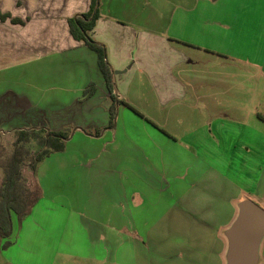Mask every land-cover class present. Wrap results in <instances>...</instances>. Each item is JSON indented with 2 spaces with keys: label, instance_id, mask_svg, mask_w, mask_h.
<instances>
[{
  "label": "crops",
  "instance_id": "crops-1",
  "mask_svg": "<svg viewBox=\"0 0 264 264\" xmlns=\"http://www.w3.org/2000/svg\"><path fill=\"white\" fill-rule=\"evenodd\" d=\"M159 2L175 4L173 16L166 19L164 29L153 28L156 21L154 26L151 23L157 19V13H163L155 7ZM90 3L91 0H0V13L7 15L0 19V82L16 83L20 87L11 89L14 98L11 106L26 114L25 125H30L29 128L69 133L64 151L51 153L37 165L35 182L41 196L29 215L38 211L39 224L51 229L55 224L54 207H47L43 213L46 207L39 203H45L46 197L53 202L57 194L68 193L71 205L66 209L67 220L72 225L69 226L76 227L78 235L88 244L82 252L67 254L92 258L94 247L96 260L102 262L114 253L109 244L141 240L140 217L131 212L129 219L120 201L126 194H132L133 204L139 206L155 195L164 201L165 208L148 236L155 246L171 240L162 258L183 262L184 230L177 233L175 226L184 227V216L185 220L189 214L206 226L214 225L196 212L208 209L206 205L215 200L236 203L247 197L238 192L226 197L219 192L235 187L231 178L224 180L214 173L207 176L198 169L193 177L184 176V157L176 150L178 141L184 145V133L178 137L163 119L142 113V107L130 103L129 88L134 80L139 81V75L150 83L158 107H164L166 112L176 106L184 109L190 97L186 88L192 86L191 79L185 76V64L198 62L188 56V49L213 56L214 65L220 60H238L247 68L245 78L264 83V0H99V17L90 36L105 46L112 68L117 117L114 125L109 124L113 101L99 69L97 54L82 41L75 40L69 31L68 18L87 12ZM142 10L146 13L143 25L138 22L143 20ZM184 13H191L190 30L195 32L190 41L187 39L189 43H184L187 34ZM91 82L94 92L83 98L82 93ZM128 113L134 114L140 123L119 124L118 116ZM35 115L43 116L39 127ZM259 120L262 125L251 126L248 131L237 125L234 151L240 148L246 154L252 147L264 150V115ZM69 121L75 126L72 133ZM178 124L184 127L183 123ZM258 129L263 131L261 138L249 133ZM128 131L133 132L131 137L137 143L126 142V154L119 136L123 139ZM125 137L131 139L127 134ZM108 146L111 150L104 151ZM104 208L110 211V220L115 225L110 220L101 222L99 212ZM114 211L118 213L113 214ZM175 235L182 236L181 244L174 243ZM10 237L9 245L13 243ZM4 241L1 240V245ZM257 264H264V237Z\"/></svg>",
  "mask_w": 264,
  "mask_h": 264
},
{
  "label": "rangeland",
  "instance_id": "rangeland-1",
  "mask_svg": "<svg viewBox=\"0 0 264 264\" xmlns=\"http://www.w3.org/2000/svg\"><path fill=\"white\" fill-rule=\"evenodd\" d=\"M174 6V3L163 5L160 2L155 5L158 10L161 8L163 13H157V19L151 21L153 26L156 21L153 28L164 29L163 27H167V24L163 25L167 18L169 20L172 18L175 10ZM141 8H146V6ZM141 12L144 17L142 16L141 19L143 20L138 22L143 25L144 20H146V13L143 10ZM190 20L191 13H184V30L187 31V34H184V37H186L184 43H187L189 38L193 37V34L195 35V32L190 30L192 27ZM188 50H190L186 52L188 56L195 57L198 62L196 65L185 64V76L191 79L192 86L186 88L187 92H190V97L184 109L176 106L166 112L164 107H158V101L154 97L150 83L139 75V81L134 80L129 88V101L139 106V108L142 107V111H144L142 113L145 115H154L156 118L163 119L170 128L174 129L172 133L178 137L184 133V145L178 141L179 143L176 146V150L182 153L184 157V176L188 175L191 178L193 172L198 169L201 172H206L207 176L214 173L215 176L224 180L231 178L234 180L235 187L219 189V192L225 193L224 196L226 197L233 196L237 192L244 193L247 198L264 209V150L260 147H252V151L245 154L240 148H237V151H234L233 148L234 130L237 125L242 126L243 130L247 131L251 126L262 125L259 117L264 115V83L259 80L256 83L254 82L255 79L245 78L247 68L238 60H220L219 64L214 65L216 59L213 56L194 49ZM7 76H10L8 77L10 79L12 78V75ZM141 87L142 90H140ZM11 89L19 90L20 87L16 83L0 82V133L5 138L10 136L9 134L13 129H17L13 128L16 125L25 128L30 127V125H25L27 123L25 120L26 114H20L21 112L19 113L18 109L11 106V103L14 102V98L11 97ZM191 93L197 94L198 97L195 98ZM256 105L258 108H255ZM160 108L163 111H158ZM149 111H154V114ZM33 117L37 118L38 121L43 118V116L37 115ZM118 118L119 124L123 123L127 126L128 124L140 123L132 113L123 114L122 117L119 115ZM39 122L40 124H36L37 127L42 125L41 121ZM116 122L117 117L115 114L112 125ZM180 122L184 124V127L178 124ZM68 123H70L68 124L70 133L74 132L75 126L71 124V121ZM258 130L249 133L261 138L260 134L263 131ZM125 133L130 137L133 134L132 131ZM126 134L123 135V139L120 135L119 140L124 142L125 153L127 154L125 143L133 142L136 144L137 142L132 137L127 139ZM31 145L34 151L38 150L34 142ZM129 146L131 147V145ZM106 150H111L110 146L105 147L104 151ZM194 168L195 170H193ZM35 176L36 172L34 176L28 175L32 182L36 180ZM57 196L56 199L52 200L53 202L47 201L49 198L46 197L45 203H39V206L43 204L46 207L43 208V213L47 211V207H54L55 224L51 229L44 227L41 223L39 224L41 216L38 211L34 215H29V213L21 221L13 217L12 233L10 235V240L13 243L4 248L0 239V264H178V262L184 264V260L183 262L172 259L167 261L162 258L164 249L171 243V240L157 243L155 246V241L148 236V232L153 230L152 225L157 217L164 212L165 203L160 200V197L151 196V199L148 198L144 203L136 206L133 204L132 194L125 195V198L120 201L124 203L125 214H128L130 219L132 218V212L133 215L135 214L136 217L141 219L140 243L136 239H130L127 241L128 243H119L116 246L109 244V249L114 248V253L110 254L107 261L99 262L95 258L98 256H96L94 247L92 249L94 258L67 254V252L72 253L77 250L82 252L84 246L88 243L83 236L78 235L77 228H72L71 222L67 220L68 213L66 209H69L71 205L69 194L63 191L61 195L57 194ZM237 203L215 200V203L206 205L208 209L196 212L215 224L210 226H206V224L200 226L196 224L187 225L188 237L196 240L199 236H203L208 239V242L203 246V248L205 247L203 252H200L201 245L198 240L189 246L190 253L187 254L189 261H192L193 264H226L227 239L223 231L235 218L238 209ZM60 205L64 208L60 209ZM109 213L110 211L107 208L99 212V215H102L101 222L105 223L106 220H110ZM117 213L116 211L113 212V214ZM65 220L68 222L66 223ZM110 222L114 224V220H110ZM184 227H186V224H184ZM184 227L177 225L175 230L180 233L179 229L184 230ZM126 230L129 231L130 228H126ZM129 234L134 237L132 233ZM173 239L174 243L176 241L178 244L183 241L182 236L178 235L173 236ZM215 239L216 242L218 240L216 244ZM209 244L213 247V251L207 252Z\"/></svg>",
  "mask_w": 264,
  "mask_h": 264
},
{
  "label": "trees",
  "instance_id": "trees-1",
  "mask_svg": "<svg viewBox=\"0 0 264 264\" xmlns=\"http://www.w3.org/2000/svg\"><path fill=\"white\" fill-rule=\"evenodd\" d=\"M98 5L99 0H91L89 10L68 18V25L72 37L75 40L82 41L97 54L99 69L103 74L104 81L113 101V104L109 108V124L112 125L116 111L115 98L112 94V68L106 58L105 46L90 36L99 17ZM6 17V14L0 13V19L3 20ZM12 21L15 22L13 19ZM94 89V83H89L84 89L82 97L90 96L94 92ZM120 103L134 109L124 101H120ZM9 135V137L5 138L0 133V239H5L2 247L10 244L7 238L12 233L13 217L21 221L30 213L32 207L41 196L39 186L34 180L32 182L28 175L34 176L37 165L51 153L65 149V140L68 138L69 133L31 127L13 129ZM32 142L37 145L38 150L34 151L32 149ZM27 172L29 173L28 175ZM184 224H186V227H184V264H193L192 261L187 259L189 258L187 254L190 253L189 246L198 240V243L201 245L200 252H203L205 249L203 246L208 242V239H205L203 236H199L196 240L188 237L187 225H203L196 220V217L194 218L188 214L185 220L184 216ZM217 242L215 239V244ZM210 247L209 244L207 252L213 251V247Z\"/></svg>",
  "mask_w": 264,
  "mask_h": 264
},
{
  "label": "water",
  "instance_id": "water-1",
  "mask_svg": "<svg viewBox=\"0 0 264 264\" xmlns=\"http://www.w3.org/2000/svg\"><path fill=\"white\" fill-rule=\"evenodd\" d=\"M237 207L235 218L223 231L226 264H257L264 237V209L249 198L238 201Z\"/></svg>",
  "mask_w": 264,
  "mask_h": 264
}]
</instances>
